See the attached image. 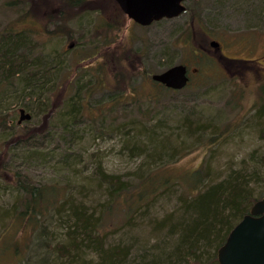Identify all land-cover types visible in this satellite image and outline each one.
Returning <instances> with one entry per match:
<instances>
[{"label": "rangeland", "instance_id": "obj_1", "mask_svg": "<svg viewBox=\"0 0 264 264\" xmlns=\"http://www.w3.org/2000/svg\"><path fill=\"white\" fill-rule=\"evenodd\" d=\"M66 2L0 0V35L22 33L29 45L28 59L17 61L27 69L3 82L0 73V264H35L43 256L52 264L60 257L50 246L67 232L69 205L42 221L41 244L33 227L19 223L12 210L18 173L25 183L57 184L70 207L104 216L106 244L128 247V264L171 250L181 197L192 191L176 183L147 203H131L146 173L179 181L201 168L213 183L231 171H257L251 189L264 192V166L257 164L264 155V70L251 61L264 38V0H188L183 14L148 27L134 25L114 0ZM62 14L67 24L60 26ZM39 57L53 75L28 97L21 78ZM181 62L190 70L187 87L167 91L151 81ZM113 89L119 102L112 104L106 97ZM20 108L31 118L18 124ZM99 169L130 188L122 214L95 180ZM94 255L84 252L83 262L92 264Z\"/></svg>", "mask_w": 264, "mask_h": 264}, {"label": "trees", "instance_id": "obj_2", "mask_svg": "<svg viewBox=\"0 0 264 264\" xmlns=\"http://www.w3.org/2000/svg\"><path fill=\"white\" fill-rule=\"evenodd\" d=\"M66 1V3H73L78 6L85 0ZM28 47V41L22 33L10 31L0 35V73H6L1 82L7 81L10 77H16L18 72L29 67V63H26L25 67L17 63L18 59L21 61L28 59ZM226 60L228 61V59ZM30 64H35V70L31 73L27 71L28 73L21 78L22 88L28 92L26 94L28 97H32L36 90L43 91L44 85L50 78L48 76H51L52 72L48 61L42 60L40 57L38 61H33ZM92 71L90 70L89 74L94 77ZM117 89L108 92L107 101L119 102L118 97L115 96ZM162 89L171 91L164 87ZM104 90H107V87ZM88 92L86 94L91 93V91ZM130 94L133 95V93ZM37 97L39 99V96ZM103 109L104 107L100 111ZM73 110L71 109V111ZM147 135L149 141L155 142L159 139L154 134L147 133ZM160 141H157L156 144ZM145 152L149 153L148 150ZM149 155L152 157L155 156V153L151 152ZM257 164L261 167L264 166V155L259 156ZM96 168H100V166L96 165ZM205 174L199 168L181 180L174 181V179L157 173L154 177L152 172H149L146 173L145 178L137 183L136 193L130 200L131 203H147L159 191L176 183L184 189L189 187L192 190L188 194L189 197L187 196L188 199L181 197L184 216H179L169 231V239L175 235L176 243L170 251L161 249L157 255H152L148 262L141 264H216V252L224 243L231 229L248 213L255 201L264 198V192L253 194L251 189L254 177L258 174L257 171H231L224 178L213 183H208L205 180L207 173ZM19 175L18 173L13 179V189L19 194L17 195V204L12 207V210L19 223L34 228V239L38 244L42 243L43 238L40 237L44 236L42 221L46 222V218L50 214L55 211L61 212L69 205L67 221L64 222L66 225L64 228L67 231L66 237L62 243L59 242L50 246V249L60 257L56 258L52 264H63L62 260L65 261L64 264H85L83 253L86 251L95 254L92 264H128L130 256L128 247L119 243L106 244L105 232L101 231L99 223L104 220V216L100 215L94 218L92 214L87 215L81 208L70 207L71 202L68 194L61 187L56 186L57 184L43 186L29 184L28 182L25 183L24 178L19 177ZM95 178L98 184L106 186L108 202L115 203L122 214L119 206L124 203L125 198L123 196L125 194L128 195V198L131 196L130 191H128L130 188L125 187L123 181L113 179L111 175L105 174L100 169ZM108 207H110L109 204L105 206L107 209ZM125 210L127 208H123V211ZM126 212V216L130 215L128 212L131 213V208ZM43 246L49 247L48 245ZM210 249L211 254L207 255ZM45 257L37 259L35 264H46L48 261ZM25 259L22 260L21 264H33L29 258Z\"/></svg>", "mask_w": 264, "mask_h": 264}, {"label": "water", "instance_id": "obj_3", "mask_svg": "<svg viewBox=\"0 0 264 264\" xmlns=\"http://www.w3.org/2000/svg\"><path fill=\"white\" fill-rule=\"evenodd\" d=\"M127 19L140 26L172 19L185 11L186 0H114ZM217 47L216 42H211ZM166 89L181 90L188 82L186 66L176 64L151 76ZM17 123L31 116L20 108ZM217 264H264V198L253 203L247 214L231 229L216 252Z\"/></svg>", "mask_w": 264, "mask_h": 264}, {"label": "flooded vegetation", "instance_id": "obj_4", "mask_svg": "<svg viewBox=\"0 0 264 264\" xmlns=\"http://www.w3.org/2000/svg\"><path fill=\"white\" fill-rule=\"evenodd\" d=\"M61 16H62V18L58 19V22L60 23V26L66 25L67 24V22H66L67 17H65L66 15L62 14ZM129 21H131V20H129ZM133 24L137 25L134 22H133ZM139 27H141V26H139ZM261 42L262 43H257V47L255 48L256 50H258V54L259 55L254 60H251L252 63L256 65V68L258 70H264V66H263V63H264V38H263V40ZM217 44H218V49L220 50V43L217 42ZM68 46L71 47L72 44H69ZM242 61H245V60H242ZM186 67H187V76H188V79H190V76H189L190 75V70H189L188 66H186ZM195 71L196 70L193 69L192 73H194Z\"/></svg>", "mask_w": 264, "mask_h": 264}, {"label": "bare ground", "instance_id": "obj_5", "mask_svg": "<svg viewBox=\"0 0 264 264\" xmlns=\"http://www.w3.org/2000/svg\"><path fill=\"white\" fill-rule=\"evenodd\" d=\"M50 75H53V73L51 72V74ZM48 77H50V76H48Z\"/></svg>", "mask_w": 264, "mask_h": 264}]
</instances>
